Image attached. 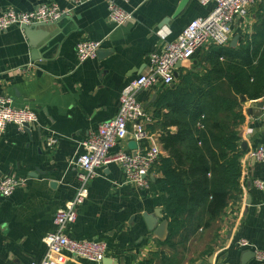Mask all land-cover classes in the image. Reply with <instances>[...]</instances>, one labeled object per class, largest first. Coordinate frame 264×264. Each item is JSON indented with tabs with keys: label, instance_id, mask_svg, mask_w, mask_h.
<instances>
[{
	"label": "crops",
	"instance_id": "crops-1",
	"mask_svg": "<svg viewBox=\"0 0 264 264\" xmlns=\"http://www.w3.org/2000/svg\"><path fill=\"white\" fill-rule=\"evenodd\" d=\"M44 2H54L70 13L55 25L39 28L42 35L33 40L18 26L0 33V94L11 96L15 107L29 106L38 116V123L29 131L9 124L0 133V179L14 176L23 180L11 195L0 194V264H30L45 257L43 237L55 230V212L75 194L74 158L80 153L79 143L116 115L121 91L132 77L148 69L149 53L162 48L160 35L173 40L189 21L207 15L213 7L189 0L175 15L181 0L119 1L133 15L124 26L108 20V0L80 4L72 0H0V13L6 9L28 11ZM262 12L257 4L245 18L237 19L232 37L237 34L239 42L242 35L251 34ZM82 40L100 41L102 53L80 62L76 45ZM212 48L214 45H205L176 65L173 84L181 82L184 73L202 72ZM166 87L157 83L140 92L137 99L142 108ZM249 101H264V96ZM152 103L144 109L149 120L141 122L152 136L146 144L156 143L161 150L163 127L160 118L153 116ZM166 112L163 108L162 113ZM242 113L244 119L238 127L243 152L240 191L224 208L215 229L200 232L199 238L176 249L162 245L142 216L159 207L162 219L167 220L154 182L157 175L152 174L154 180L150 175L148 186L140 188L126 181L118 164L109 163L89 183L88 196L65 234L77 240L103 241L105 256L118 264H163V255L175 258L178 264H264L249 254L251 249L238 245L247 240L264 250V160L248 156L264 145V108L256 116L248 114L242 104ZM168 129L176 131L175 126ZM50 136L56 138L51 147L46 144ZM129 141L126 146L119 143L110 153L130 149ZM257 181L263 183L262 188ZM53 258L54 264H101L70 254Z\"/></svg>",
	"mask_w": 264,
	"mask_h": 264
},
{
	"label": "trees",
	"instance_id": "trees-1",
	"mask_svg": "<svg viewBox=\"0 0 264 264\" xmlns=\"http://www.w3.org/2000/svg\"><path fill=\"white\" fill-rule=\"evenodd\" d=\"M251 34L236 46H214L202 72H187L152 103L160 118L163 154L153 168L168 221L161 244L176 249L199 233L215 229L230 199L240 191L238 127L244 116L240 96H264V3ZM163 108L167 109L162 113ZM175 126L171 132L168 127ZM163 264H178L163 255Z\"/></svg>",
	"mask_w": 264,
	"mask_h": 264
},
{
	"label": "built area",
	"instance_id": "built-area-1",
	"mask_svg": "<svg viewBox=\"0 0 264 264\" xmlns=\"http://www.w3.org/2000/svg\"><path fill=\"white\" fill-rule=\"evenodd\" d=\"M119 1L108 0L107 17L116 26H124L133 20L131 12L125 10ZM80 4L83 0H72ZM201 6L212 4V10L205 16L189 21L181 32L173 39L166 40L160 35L162 48L149 53L148 69L132 77L126 87L121 91L118 99V109L114 117L103 121L95 132L90 133L79 143L80 153L74 158L76 167V188L73 197L65 207L59 208L54 216L55 230L47 233L43 241L47 247L45 257L30 264H54L55 255L70 254L94 263H100L106 254V244L95 239L77 240L65 234L64 229L73 223L78 214V207L88 196V186L99 173V170L109 163L118 164L126 181L144 188L148 186L149 176L158 162L161 150L156 143L146 144L152 136L144 127L141 120H149V116L142 110L137 95L161 83L172 85L175 80V68L178 62L190 59L196 51L205 45L226 46L232 38L233 24L237 19H243L250 9L264 0H197ZM69 9L61 8L54 2H44L35 8L22 11L6 9L0 13V33L10 27L31 25L42 22H52L67 16ZM101 42L97 40H82L76 45L78 60L83 62L96 57ZM38 123L37 113L29 106L15 107L11 96L0 94V133L7 125L14 124L24 128ZM128 140L137 143L136 154L132 150L118 149L110 153L111 149L119 143L127 145ZM56 143V138L50 136L46 140L47 146ZM248 156L264 160V145L251 150ZM23 183V180L14 176H4L0 179V194L9 196ZM260 188L263 183L257 181ZM238 245L253 250L255 259L264 262V250L255 248L247 240H241Z\"/></svg>",
	"mask_w": 264,
	"mask_h": 264
},
{
	"label": "water",
	"instance_id": "water-1",
	"mask_svg": "<svg viewBox=\"0 0 264 264\" xmlns=\"http://www.w3.org/2000/svg\"><path fill=\"white\" fill-rule=\"evenodd\" d=\"M188 1L189 0H181V3L179 4V6L175 12V15H177L181 12V10L188 3ZM63 17H65V16H63ZM56 22H57V20L52 21V22H42V23H35V24H31V25H22L21 29L23 30L24 34L30 40H33V38L35 36H38L39 34L42 35L41 32H37L39 30V28L55 25ZM48 36L49 35H47L46 37H48ZM238 38H239V36L237 34L234 35L232 37V39L230 40L229 45L231 47L236 46L237 42H238ZM33 44H35V42H33ZM100 53H102V52H100L98 50L97 54L100 55ZM176 65L179 66L180 62H178ZM174 75H175V73H174ZM153 98H155V95L153 96ZM154 100L155 99H152L151 101H149V103H152ZM240 100L243 103V105L246 107V111L248 114H251V115L254 114L256 116H260V110L264 108V101H260L257 103H251L249 100H247V98L245 96H240ZM149 103H147L146 105L143 106V108H142L143 111ZM255 109H258L259 112H256ZM24 128L26 130H28L30 128V125L25 124ZM128 147L132 150V154L135 155L137 143L134 140H131L128 143ZM241 147L244 150H246V143H242ZM252 159H254V158H252ZM151 178H152V180H154L153 175ZM142 216H143L146 228L150 232H152L159 240L165 241L167 236H168V230H167L168 221L166 219H162L163 214H162L161 208L157 207L153 210V212H150V213L144 212ZM160 219H162V220L160 221ZM249 254L251 256H255V254L252 250H249ZM101 264H118V263L115 259L108 257V256H104L101 260Z\"/></svg>",
	"mask_w": 264,
	"mask_h": 264
}]
</instances>
